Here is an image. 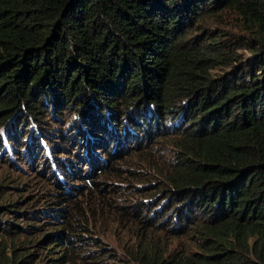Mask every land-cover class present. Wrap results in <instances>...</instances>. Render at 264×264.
<instances>
[{"label": "trees", "instance_id": "trees-1", "mask_svg": "<svg viewBox=\"0 0 264 264\" xmlns=\"http://www.w3.org/2000/svg\"><path fill=\"white\" fill-rule=\"evenodd\" d=\"M0 264H264V0H0Z\"/></svg>", "mask_w": 264, "mask_h": 264}, {"label": "rangeland", "instance_id": "rangeland-1", "mask_svg": "<svg viewBox=\"0 0 264 264\" xmlns=\"http://www.w3.org/2000/svg\"><path fill=\"white\" fill-rule=\"evenodd\" d=\"M234 16L235 15L232 11H224L221 15V20L223 21V23L221 24V27L223 29L229 31L230 33H233V34L239 33L240 35H246V32H244V30L241 27H239L238 21L236 20V18ZM216 71H218V69L214 70V72H216ZM174 148H175V145H173V144H169L168 146L163 145V147H162L163 156L170 158V157L176 155L173 151ZM134 162H135V160H134ZM33 181H36V178L31 177V178L27 179L26 182L31 184V182H33ZM7 185L10 186V188L7 189V191L8 192H14V189L11 188L12 184H7ZM27 190H28V193H26V194H29V195H32L33 193L37 194V192H34L35 189L32 191V186H29ZM128 195H129V197H132L131 193H129ZM133 198H137V197H133ZM108 211H110V210H105V214L108 213ZM108 221H109V217H106L105 219H102V220L100 219V223L97 222V224L100 226V229L106 228L105 234L103 236L104 243L106 245H110L111 247H113L116 250V252H118L119 249H118V244H117V240H116L117 228H115L111 222L109 224ZM118 253H120V252H118Z\"/></svg>", "mask_w": 264, "mask_h": 264}]
</instances>
